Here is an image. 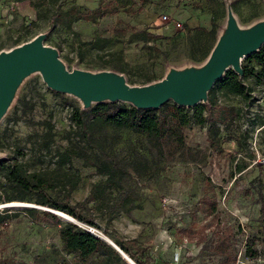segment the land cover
I'll return each mask as SVG.
<instances>
[{"label":"rangeland","instance_id":"1","mask_svg":"<svg viewBox=\"0 0 264 264\" xmlns=\"http://www.w3.org/2000/svg\"><path fill=\"white\" fill-rule=\"evenodd\" d=\"M228 4L242 28L264 18V0H0V51L42 33V43L56 49L67 70L114 71L112 66L119 64L125 72H115L127 84L142 85L144 76L156 81L170 68L200 66L204 62L197 59L201 42L189 31L210 29L213 22L222 27ZM68 9L82 17L68 20L62 15ZM53 13L60 16L50 28ZM163 14L169 21L161 19ZM192 18L197 19L195 24ZM175 21L181 27H174ZM143 32L155 37L145 38ZM203 39L212 43L208 36ZM245 82L252 88L251 100L225 93L218 96L220 106L233 109L225 111L230 114L227 126L217 124L215 147L208 142L206 126L185 128L182 144L168 140L155 167L140 175L126 169L128 175L119 185L129 202L111 221L109 229L114 232H101V217H96L98 226L92 228L111 241L136 238L147 248L151 264H172L175 253L179 264H217L218 256L178 232L210 222L198 210L199 200L208 195L217 202L220 225L234 233L240 259L246 240L255 238L256 258L249 261L264 264V84ZM22 95L31 108L28 104L14 109ZM70 102L81 106L76 97L46 87L37 72L24 77L0 118V158L15 157L27 170L50 167L53 152L66 146ZM44 122L52 126L48 151L40 150ZM106 133L105 148L121 165L132 148L142 151L141 136L124 129L107 128ZM93 151L86 161L71 162L79 176L69 195L71 204L83 200L90 187L104 179L94 166L102 156ZM8 196L0 178V213L6 209L0 222V264H45L61 257L64 264H74L57 236L58 228L69 221L58 216L56 221L30 195L21 201H6ZM214 230L213 225L208 227V237Z\"/></svg>","mask_w":264,"mask_h":264},{"label":"trees","instance_id":"2","mask_svg":"<svg viewBox=\"0 0 264 264\" xmlns=\"http://www.w3.org/2000/svg\"><path fill=\"white\" fill-rule=\"evenodd\" d=\"M146 2L147 0H141ZM68 20L79 19L82 13L68 9L62 14ZM59 14L49 16V27H53L59 20ZM221 26L211 23V28L195 27L191 33L201 42L197 59L205 60L214 46ZM145 38L155 36L143 32ZM208 36L211 44L203 38ZM15 40L14 43H16ZM116 72H125L122 65L112 66ZM242 75L239 76L231 68L217 79L207 93L205 103L192 107L178 106L172 101L163 103L156 109L134 108L130 104L121 102H101L82 109L79 105L70 102L67 115L69 129L65 133L66 146L62 150H55L52 154L50 167L27 170L23 162L15 157L0 158V178L6 186L10 196L6 201L13 199L23 200L26 195L33 197L34 203L49 209L63 212L78 224L64 222L57 231L59 242L66 253L73 256L74 264H128L125 259L110 244L91 234L79 224L97 228L96 217H101L104 226L101 232H114L109 229L111 221L116 214L125 210L129 202L127 193L120 187L119 182L123 176L128 175L126 169L135 175L145 173L156 166L164 155L165 143L172 140L178 145L183 142V130L191 125L206 126L208 142L215 147L219 133L218 123L226 124V117L232 107L220 106L218 96L220 93L232 94L245 101L251 100L252 88L245 81L250 79L254 84H264V44L260 49L245 57L241 62ZM154 80L152 76H144L141 84ZM32 104L22 95L16 99L14 109L18 106ZM220 110L217 116L215 111ZM230 115V114H229ZM263 123V121H260ZM44 134L40 150L49 149L51 142V124L44 122ZM124 129L142 137V151L132 148L125 165L117 159L115 154L109 153L105 148L107 143L106 129ZM94 149L102 159L95 164V172L104 176L103 181L93 184L85 198L71 204L69 195L75 188L79 179L77 170L71 168L72 160H87ZM115 191L112 193L111 191ZM6 209L0 213V222L6 217ZM198 210L209 218L207 225H201L197 230L180 228L179 234L189 241L201 244V249L219 257L217 264H254L257 254L255 238H249L244 244L242 259L234 242V233L231 229L220 225V212L215 198L204 195L199 200ZM51 217L58 220L54 214ZM214 227L212 238L208 237L207 229ZM108 229V230H107ZM136 264H151L152 257L147 248L140 244L136 238L112 240ZM242 260L238 262V260ZM45 264H64V259L52 260Z\"/></svg>","mask_w":264,"mask_h":264},{"label":"water","instance_id":"3","mask_svg":"<svg viewBox=\"0 0 264 264\" xmlns=\"http://www.w3.org/2000/svg\"><path fill=\"white\" fill-rule=\"evenodd\" d=\"M43 37L44 34L38 33L6 51H0V118L21 81L33 72L39 74L49 89L76 97L82 109L101 102H121L141 109H156L167 101L184 107L205 103L213 83L229 68L241 76L242 60L264 44V18L242 28L228 4L225 24L200 66L170 68L160 80L142 85L127 84L115 71L67 70L56 49L42 43ZM65 220L78 224L73 218ZM89 228L85 229L110 244L128 264H136L111 240L91 232Z\"/></svg>","mask_w":264,"mask_h":264},{"label":"bare ground","instance_id":"4","mask_svg":"<svg viewBox=\"0 0 264 264\" xmlns=\"http://www.w3.org/2000/svg\"><path fill=\"white\" fill-rule=\"evenodd\" d=\"M42 208L47 209V210L51 211L52 213H53V212L56 213L57 216H59V217L62 218V219H64V218H65V219H72L69 215H67V214H65V213H63V212L55 211V210L49 209V208H47V207H42ZM89 229L91 230V232H93V233H95V234H98V235H100V236L103 237V238H107L106 236H104V235L101 234L100 232L96 231V230L93 229L92 227H90Z\"/></svg>","mask_w":264,"mask_h":264},{"label":"built area","instance_id":"5","mask_svg":"<svg viewBox=\"0 0 264 264\" xmlns=\"http://www.w3.org/2000/svg\"><path fill=\"white\" fill-rule=\"evenodd\" d=\"M161 19L163 20V21H169V19H168V16L166 15V14H163L162 16H161ZM173 26L174 27H181V24L179 23V22H177V21H175L174 23H173ZM178 253H175V255H174V257H173V263L172 264H179L178 263Z\"/></svg>","mask_w":264,"mask_h":264},{"label":"crops","instance_id":"6","mask_svg":"<svg viewBox=\"0 0 264 264\" xmlns=\"http://www.w3.org/2000/svg\"><path fill=\"white\" fill-rule=\"evenodd\" d=\"M190 21H191L192 24H195L197 22V19L196 18H192Z\"/></svg>","mask_w":264,"mask_h":264}]
</instances>
